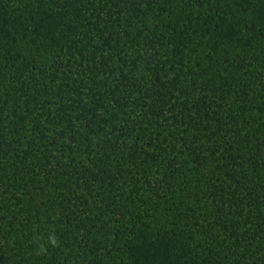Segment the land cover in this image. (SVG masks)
Segmentation results:
<instances>
[{"label": "trees", "instance_id": "16d2710c", "mask_svg": "<svg viewBox=\"0 0 264 264\" xmlns=\"http://www.w3.org/2000/svg\"><path fill=\"white\" fill-rule=\"evenodd\" d=\"M0 264H264V0H0Z\"/></svg>", "mask_w": 264, "mask_h": 264}]
</instances>
